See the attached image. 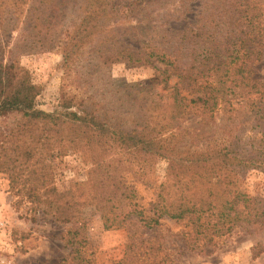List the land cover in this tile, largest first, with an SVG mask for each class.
I'll return each instance as SVG.
<instances>
[{"label":"trees","instance_id":"16d2710c","mask_svg":"<svg viewBox=\"0 0 264 264\" xmlns=\"http://www.w3.org/2000/svg\"><path fill=\"white\" fill-rule=\"evenodd\" d=\"M194 1L0 0V119H12L0 129V171L14 206L65 226L69 251L51 264H182L163 243V217L183 222L191 250L215 247L239 225L264 224V198L238 184L241 170L264 171V0ZM54 47L70 83H87L81 66L136 61L154 69L158 88H125L110 114L102 99L62 86L58 108L40 109V87L19 56ZM192 115L196 127H181ZM209 121L220 141L193 145ZM66 151L91 166L81 184L61 189L51 169ZM152 158L167 161L166 178L142 176L151 188L144 199L133 163ZM86 207L105 230H126L119 255L88 238Z\"/></svg>","mask_w":264,"mask_h":264},{"label":"rangeland","instance_id":"374dc122","mask_svg":"<svg viewBox=\"0 0 264 264\" xmlns=\"http://www.w3.org/2000/svg\"><path fill=\"white\" fill-rule=\"evenodd\" d=\"M198 0L194 1L197 3ZM61 53L58 47L52 49L36 48L23 52L19 56V62L30 72L35 84L40 87L36 98V106L46 111L58 108V100L62 86L70 92L86 98L94 96L95 100L102 99L105 110L110 114L113 108H120L121 100L130 90H153L159 81L158 75L149 65L136 61H119L100 69L94 67H79L80 72L88 75L87 83L69 82L61 67ZM258 76L264 80V56L260 65ZM94 100V98H93ZM218 116V115H217ZM12 119H0V129ZM220 117L216 119L218 123ZM197 117H187L180 126L187 129L196 127ZM212 121L205 127L204 140H194L193 145L203 147L213 136L216 142L219 140V131H216ZM246 128V133L248 132ZM214 134V135H213ZM207 135V136H206ZM207 137V138H206ZM216 144L213 140L209 142ZM134 170L142 174L134 183L140 196L148 199L151 196V188L141 183L142 176L147 181L163 182L166 178L167 161L163 158H152L148 161H135ZM91 166L89 157L79 152L66 151L57 155L53 162V180L63 189L73 184H81L86 179V171ZM131 178V175H130ZM132 179V178H131ZM238 184L242 191L249 195L264 198V171L260 168L241 170L238 176ZM9 180L6 173L0 171V264H42L53 263L61 256L68 253L60 239L64 231V225L45 219H30V213H26L23 204L14 206L15 197L8 190ZM83 216L87 221V236L100 250H106L108 254L117 256L120 254L123 243L126 240V230L122 228L105 230L98 213L93 207L83 209ZM160 232L163 243L168 245L174 253V258L182 264H264V224L239 225L231 230V235L215 247L205 244L191 250L187 247L182 233L187 228L182 221H175L167 217L161 219ZM256 242L261 243L252 247ZM201 245V244H199ZM263 250L259 253V250ZM255 252V253H254ZM258 254L253 257V254Z\"/></svg>","mask_w":264,"mask_h":264}]
</instances>
